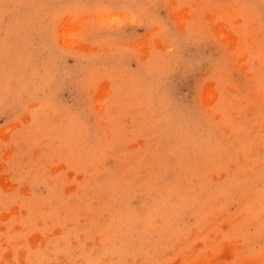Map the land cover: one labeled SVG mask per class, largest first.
Segmentation results:
<instances>
[{
	"label": "rangeland",
	"instance_id": "374dc122",
	"mask_svg": "<svg viewBox=\"0 0 264 264\" xmlns=\"http://www.w3.org/2000/svg\"><path fill=\"white\" fill-rule=\"evenodd\" d=\"M0 264H264V0H0Z\"/></svg>",
	"mask_w": 264,
	"mask_h": 264
}]
</instances>
